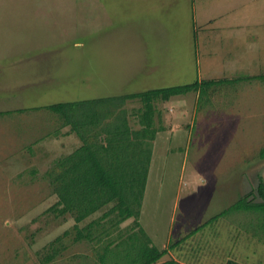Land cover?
<instances>
[{"label": "rangeland", "instance_id": "374dc122", "mask_svg": "<svg viewBox=\"0 0 264 264\" xmlns=\"http://www.w3.org/2000/svg\"><path fill=\"white\" fill-rule=\"evenodd\" d=\"M81 1L0 0V111L11 110L0 113V264H105L99 258L98 251H103L99 244L73 239L72 216L55 218L46 211L57 196L43 174L56 157L73 150L81 140L75 133L62 136L69 126L61 127V133L55 135L60 125L58 114L34 109L135 88L116 80L122 79L119 67H101L111 56L102 54L100 47L103 25L99 3H92L91 13L82 18L78 10ZM229 1L236 3L234 11L255 12L245 30L234 25L237 33L225 32L244 45L233 51L239 45L233 38L204 41L199 37L201 60L192 69L197 78L264 73V0ZM181 16L174 21L183 24ZM121 17L120 26L126 29L130 22ZM90 26L93 30L89 33ZM77 41H83L85 47ZM204 47L218 49V56L210 57ZM84 54L100 66L85 65ZM192 75L185 80H195ZM175 84L179 83L170 85ZM140 104L128 99L125 106L131 109ZM157 106L162 126L139 218L153 243L168 248L154 264L168 259L183 264H224L228 258L264 264L262 211L229 209L188 236L249 192L255 193L250 199L262 200L258 186L264 178V157L259 154L264 146V79L225 82L210 88L202 99L191 91L159 101ZM131 119L134 122V117ZM132 223V217L121 223L124 235L132 230ZM66 229L71 232L57 243V256L42 262L44 246Z\"/></svg>", "mask_w": 264, "mask_h": 264}, {"label": "trees", "instance_id": "16d2710c", "mask_svg": "<svg viewBox=\"0 0 264 264\" xmlns=\"http://www.w3.org/2000/svg\"><path fill=\"white\" fill-rule=\"evenodd\" d=\"M255 77L264 79V73L235 78L196 79L187 83L35 106L34 109H46L58 114L60 125L54 131L55 135L61 133V127L69 126L68 130H63L62 136L75 133L81 140L73 150L56 157L43 174L57 196L46 211L52 212L55 218L72 216L75 221L73 228L76 230L73 239H87L99 244V248L103 249L98 251L99 258L105 264L156 263L168 252V248H160L153 243L139 218L155 140L162 126L158 102L191 91H196L199 99H202L215 85ZM128 99H136L141 104L128 109L125 106ZM259 154L264 157V146L260 148ZM258 193L262 200L250 199L249 195L254 196L255 193L249 192L229 208L194 228L188 236L232 208L264 213V178L259 183ZM98 211H102L99 216L80 225ZM131 217L133 223L129 228L132 230L124 235L120 225ZM260 229L264 231V221ZM70 232V229H66L63 235H58L45 245L46 251L41 254L40 260L44 263L53 260L60 249L57 243ZM160 264L183 263L168 259ZM225 264L246 263L228 258Z\"/></svg>", "mask_w": 264, "mask_h": 264}, {"label": "crops", "instance_id": "0c3cea01", "mask_svg": "<svg viewBox=\"0 0 264 264\" xmlns=\"http://www.w3.org/2000/svg\"><path fill=\"white\" fill-rule=\"evenodd\" d=\"M81 3L82 6H79L78 10L82 11V18L91 13L92 3H99L98 10L103 25L100 47L102 54L111 56L110 62H101L100 65L103 68L112 65L119 67L117 73L122 75V79L116 80L135 86L125 92L191 81L185 80L184 77L192 74L194 76L192 69L201 60L199 37H203L204 41H220L223 36H227L239 44L233 51L238 50L244 44L231 34L225 35V32L232 30L234 33L237 30L233 29L234 25L242 31L245 30V26L249 27L255 16L253 10L234 11L236 3L229 0H82ZM197 12L200 15H197ZM122 15L130 22L126 29L120 26L124 21ZM128 15L130 17L126 18ZM178 15H182L183 24L181 21H174ZM170 21L172 24L169 25ZM110 26L114 29H109ZM92 30L90 26L89 33ZM251 31L252 28L249 34ZM158 32L161 37L157 40ZM91 41L90 39V44L95 47V43ZM76 44L83 46L85 43L77 41ZM204 50L212 58L218 56V49L210 50L204 47ZM233 57L235 58L236 54ZM85 60V65L100 66L98 62L91 63L90 59L86 58ZM226 62L231 64L229 60ZM117 73L114 76L119 77ZM88 76H91L90 73ZM197 76L198 74L194 77L200 79ZM156 82L162 85H153Z\"/></svg>", "mask_w": 264, "mask_h": 264}]
</instances>
